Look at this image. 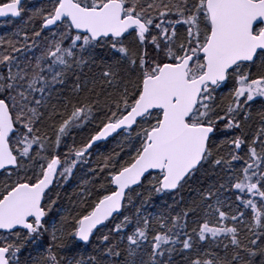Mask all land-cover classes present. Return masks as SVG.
<instances>
[{"label":"snow or ice","instance_id":"6c2138e0","mask_svg":"<svg viewBox=\"0 0 264 264\" xmlns=\"http://www.w3.org/2000/svg\"><path fill=\"white\" fill-rule=\"evenodd\" d=\"M0 19V264H264V0Z\"/></svg>","mask_w":264,"mask_h":264},{"label":"trees","instance_id":"16d2710c","mask_svg":"<svg viewBox=\"0 0 264 264\" xmlns=\"http://www.w3.org/2000/svg\"><path fill=\"white\" fill-rule=\"evenodd\" d=\"M33 3H35L38 6L39 3H40V0H33ZM3 24H4L3 22L0 23V34H3L5 31L8 30L7 26H5ZM5 29H7V30H5ZM82 135H87V129H85L83 133H80V132L76 133L77 140H79ZM70 141H71V138H69V142ZM109 147H111V144L109 145ZM77 176H80L79 172L77 173ZM74 183H75V181H74ZM71 191H72V188L69 187L68 188V193H71ZM177 259H179V257H177Z\"/></svg>","mask_w":264,"mask_h":264},{"label":"water","instance_id":"95a60500","mask_svg":"<svg viewBox=\"0 0 264 264\" xmlns=\"http://www.w3.org/2000/svg\"><path fill=\"white\" fill-rule=\"evenodd\" d=\"M0 21H2V19H0Z\"/></svg>","mask_w":264,"mask_h":264},{"label":"rangeland","instance_id":"374dc122","mask_svg":"<svg viewBox=\"0 0 264 264\" xmlns=\"http://www.w3.org/2000/svg\"><path fill=\"white\" fill-rule=\"evenodd\" d=\"M4 25V24H3ZM5 30H7V29H5Z\"/></svg>","mask_w":264,"mask_h":264}]
</instances>
